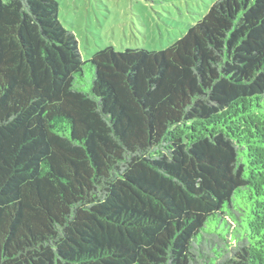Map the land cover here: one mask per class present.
<instances>
[{"label":"trees","instance_id":"trees-1","mask_svg":"<svg viewBox=\"0 0 264 264\" xmlns=\"http://www.w3.org/2000/svg\"><path fill=\"white\" fill-rule=\"evenodd\" d=\"M56 0H0V264H264V0L88 60Z\"/></svg>","mask_w":264,"mask_h":264},{"label":"rangeland","instance_id":"rangeland-1","mask_svg":"<svg viewBox=\"0 0 264 264\" xmlns=\"http://www.w3.org/2000/svg\"><path fill=\"white\" fill-rule=\"evenodd\" d=\"M58 19L75 34L83 65V90L88 89V60L98 49L146 48L159 51L181 38L215 0H56Z\"/></svg>","mask_w":264,"mask_h":264}]
</instances>
